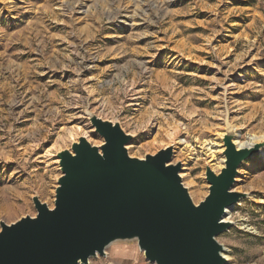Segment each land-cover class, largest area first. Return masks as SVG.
Returning a JSON list of instances; mask_svg holds the SVG:
<instances>
[{"label": "rangeland", "instance_id": "obj_1", "mask_svg": "<svg viewBox=\"0 0 264 264\" xmlns=\"http://www.w3.org/2000/svg\"><path fill=\"white\" fill-rule=\"evenodd\" d=\"M90 115L133 136L132 158L172 147L199 204L230 128L264 140V0H0V223L34 217L35 196L53 208L57 154L102 144ZM232 189L226 264H264L263 154ZM89 264L150 263L126 241Z\"/></svg>", "mask_w": 264, "mask_h": 264}, {"label": "water", "instance_id": "obj_2", "mask_svg": "<svg viewBox=\"0 0 264 264\" xmlns=\"http://www.w3.org/2000/svg\"><path fill=\"white\" fill-rule=\"evenodd\" d=\"M100 146L80 137L57 154L61 176L54 206L32 198L34 217L0 223V264H89L115 242L135 241L150 264H226L217 236L227 208L245 194L233 191L239 166L264 140L236 149L230 128L222 138L224 166L206 169L208 194L194 204L180 163L167 147L143 159L128 155L133 136L117 122L90 115Z\"/></svg>", "mask_w": 264, "mask_h": 264}, {"label": "bare ground", "instance_id": "obj_3", "mask_svg": "<svg viewBox=\"0 0 264 264\" xmlns=\"http://www.w3.org/2000/svg\"><path fill=\"white\" fill-rule=\"evenodd\" d=\"M82 135V134H81ZM222 137V134L218 135V139L220 140ZM238 137H239V133H237L234 138H233V144L235 145L236 149H241V148H249L251 146H253L254 144H256L258 141L262 140V137H252V139L249 141V142H243L241 143L240 141H238ZM71 138V137H70ZM74 139V137H73ZM222 142V141H221ZM221 146V145H220ZM222 149L224 150V145H222ZM222 149L219 150V153L222 151ZM223 152V151H222ZM261 154L264 155V147H262L260 149V152ZM210 162V161H209ZM224 162V160H222V163ZM191 196V194H189ZM232 208H227L226 211H225V216L223 217L222 221L221 222H230L229 221V218H228V214L230 213V210ZM222 256L225 258V260H227V256L222 254ZM78 264H81V263H78Z\"/></svg>", "mask_w": 264, "mask_h": 264}]
</instances>
